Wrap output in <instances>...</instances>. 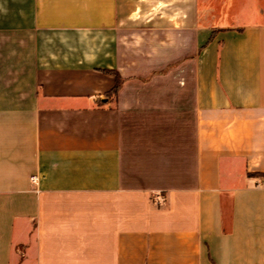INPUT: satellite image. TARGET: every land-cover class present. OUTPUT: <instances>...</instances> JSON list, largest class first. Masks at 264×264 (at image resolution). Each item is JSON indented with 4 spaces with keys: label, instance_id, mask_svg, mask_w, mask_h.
I'll return each mask as SVG.
<instances>
[{
    "label": "crops",
    "instance_id": "0c3cea01",
    "mask_svg": "<svg viewBox=\"0 0 264 264\" xmlns=\"http://www.w3.org/2000/svg\"><path fill=\"white\" fill-rule=\"evenodd\" d=\"M215 1L0 0V264H264V0Z\"/></svg>",
    "mask_w": 264,
    "mask_h": 264
},
{
    "label": "rangeland",
    "instance_id": "374dc122",
    "mask_svg": "<svg viewBox=\"0 0 264 264\" xmlns=\"http://www.w3.org/2000/svg\"><path fill=\"white\" fill-rule=\"evenodd\" d=\"M247 0H223V3L225 4L224 7L221 5L222 0H216L215 1V13L218 16L219 14H222L221 12L223 11V15L227 18H231V16L235 12L241 11L243 5H246Z\"/></svg>",
    "mask_w": 264,
    "mask_h": 264
},
{
    "label": "trees",
    "instance_id": "16d2710c",
    "mask_svg": "<svg viewBox=\"0 0 264 264\" xmlns=\"http://www.w3.org/2000/svg\"><path fill=\"white\" fill-rule=\"evenodd\" d=\"M115 77H116V82H115L114 86L112 87V89L109 91V95H113V96H115L117 94V91H118V89L122 83V79L120 78V76L117 73H115Z\"/></svg>",
    "mask_w": 264,
    "mask_h": 264
},
{
    "label": "built area",
    "instance_id": "2783aa9c",
    "mask_svg": "<svg viewBox=\"0 0 264 264\" xmlns=\"http://www.w3.org/2000/svg\"><path fill=\"white\" fill-rule=\"evenodd\" d=\"M31 180H32V181H36V180H37V176H35V175L32 176V177H31Z\"/></svg>",
    "mask_w": 264,
    "mask_h": 264
}]
</instances>
